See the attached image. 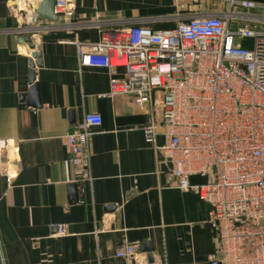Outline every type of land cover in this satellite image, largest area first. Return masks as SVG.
I'll list each match as a JSON object with an SVG mask.
<instances>
[{
    "label": "crops",
    "instance_id": "crops-1",
    "mask_svg": "<svg viewBox=\"0 0 264 264\" xmlns=\"http://www.w3.org/2000/svg\"><path fill=\"white\" fill-rule=\"evenodd\" d=\"M8 4L0 0V138L17 148V172L10 182L0 174V264H209L217 252L210 206L169 184L166 165L156 163L144 140V110L129 95L108 96L106 69L78 67L74 45L96 41L99 29L170 28L196 6L188 0H70L69 16L53 10L56 18L46 20L50 0H37L33 14L40 18L33 23L13 15ZM23 23L31 30L14 29ZM21 35L31 47L17 41ZM32 51L40 60L33 94ZM122 74L117 68L116 76ZM85 112L98 113L101 123L89 129L91 180L79 191L70 188L61 136ZM155 141L161 144V135ZM204 179L188 176L190 183ZM122 243L136 244L133 258L116 254Z\"/></svg>",
    "mask_w": 264,
    "mask_h": 264
},
{
    "label": "built area",
    "instance_id": "built-area-1",
    "mask_svg": "<svg viewBox=\"0 0 264 264\" xmlns=\"http://www.w3.org/2000/svg\"><path fill=\"white\" fill-rule=\"evenodd\" d=\"M35 1L9 0L8 6L31 21ZM52 1L55 14H71L70 0ZM188 2L195 12L170 28L136 23L99 29L94 42L76 41L77 65L106 69L108 96L129 95L144 110V140L156 163L166 165L169 184L210 206L217 252L209 264H264V5ZM100 123L98 113L85 112L61 136L79 191L91 180L89 129ZM16 153L11 140L0 138V174L7 182L17 172ZM191 174L205 179L190 183ZM135 251L136 244L116 248L126 260Z\"/></svg>",
    "mask_w": 264,
    "mask_h": 264
},
{
    "label": "water",
    "instance_id": "water-1",
    "mask_svg": "<svg viewBox=\"0 0 264 264\" xmlns=\"http://www.w3.org/2000/svg\"><path fill=\"white\" fill-rule=\"evenodd\" d=\"M50 5H51L50 12L46 13L45 15H43L42 16L43 19L54 20L56 18V15L53 13V1L52 0H50ZM34 13L35 14H32V16H31V21L33 23H35L36 20L38 18H40L36 14L37 10H34ZM20 26L22 27V29L20 27V30L22 32L27 31V30L28 31L31 30V29H26L27 25L25 23H23ZM17 41H19V42L21 41V42L27 43L29 47L32 46L30 38L27 35L18 36ZM31 58H33V60L29 59V61H28V65H29V71H28L29 88L28 89H29V92H31V94H33V93H35L37 91V85H36V82H34V67L38 66L40 64V60H39V58H36V54L33 51L31 52ZM32 103H33L32 106H35V107H38V105H39V101L38 100H36L35 102H32ZM70 186H71L70 188H72L74 190L76 189V184L75 183H71ZM146 251H147V254H146L147 260H148V262H151L152 261V246L147 248Z\"/></svg>",
    "mask_w": 264,
    "mask_h": 264
},
{
    "label": "rangeland",
    "instance_id": "rangeland-1",
    "mask_svg": "<svg viewBox=\"0 0 264 264\" xmlns=\"http://www.w3.org/2000/svg\"><path fill=\"white\" fill-rule=\"evenodd\" d=\"M162 24H163L162 27H169V26L173 25L174 22L173 23L172 22L171 23L170 22H163Z\"/></svg>",
    "mask_w": 264,
    "mask_h": 264
}]
</instances>
